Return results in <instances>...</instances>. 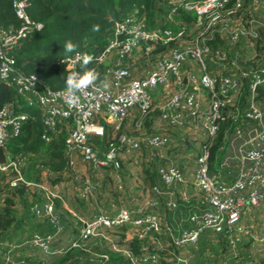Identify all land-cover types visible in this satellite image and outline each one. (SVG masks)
Instances as JSON below:
<instances>
[{"label": "built area", "instance_id": "built-area-1", "mask_svg": "<svg viewBox=\"0 0 264 264\" xmlns=\"http://www.w3.org/2000/svg\"><path fill=\"white\" fill-rule=\"evenodd\" d=\"M244 1L170 0L169 6L172 13L175 12V7L180 9L183 6L186 11L193 13L197 19L207 18L203 26L205 30L210 27L221 28L223 20H216V18L224 17L225 12L221 17L219 16L224 8L225 11L230 13L229 15L234 19V22L244 28L241 19L235 16L237 11L241 12L251 6V0H247L246 4H244ZM229 2L234 3V7H231V9L224 7ZM28 6L27 0H11V10L20 22L19 27L16 29L10 27L7 30L0 28V82L4 83L13 93V98L0 108V148L4 156V163L0 164V180L5 178L7 186L0 193V205L4 204L3 198L5 199L8 196L7 193L18 187H22L24 191L33 188L43 194L41 199L45 201L47 198L55 196L49 189L48 184V181L52 178L51 174L46 168H43L40 162H35L33 167L34 172H37V174L35 173L37 175L36 181H27L24 179L21 169L26 162V156L21 153L11 156L7 149L9 142L19 136L22 126L28 120L33 122L38 114L40 126L38 137L41 143L50 145L61 138V142L64 143L67 149H73L70 148L72 143L84 141L87 133L97 129V126L92 123L97 115H100L106 121H113L119 129L122 126L120 122L126 117V109L132 107L131 110L135 108L134 112L137 113L135 121L131 122L134 127L132 131L139 130L141 119L151 113H157L160 120L169 122L179 128L182 127L184 118H187L192 121V132H195L198 126L201 127L200 131L204 132L205 141L201 144L200 151L197 154L198 157L195 161L197 167L192 171L191 184L194 189L201 192L205 204L197 213H191L187 217L186 221L189 227H186L177 236H174L170 227L164 221L152 215H140L141 210L135 212L120 209L116 214H113L114 216L103 215L100 212L86 221L67 212L68 216L70 215L68 217L69 223L72 226H78V229H75L77 231L76 238L70 241L67 249L73 246L76 247L77 242H79L81 250L86 251L83 245L90 240L89 235H93L95 232L97 235H102L105 228L115 229L129 225L126 234L136 238L137 245H140L143 241L142 248L147 255L148 264L149 259L156 258L154 254L167 252L168 250L173 252H168L171 255L168 258L169 264H188L192 251L200 250V236L202 234L209 232L214 235L229 237L240 219L244 205L256 207L263 198L259 191L264 187V115L256 97L258 87L264 85V62L252 68L240 69L237 73V80L224 76L216 79L203 76L197 82L190 75L189 81L193 88L197 90L200 86L207 92V104L204 109L199 106L194 95L181 86L182 77L179 79L178 72L180 61L183 58L180 53L174 52L176 50L156 65L157 74L154 73L151 76V81L148 84L149 90L156 85H161L163 93H165V97L155 103L152 102L149 94L143 93L142 88L145 84L139 86L136 83H130L121 87L120 82L126 77V72L119 69H107L105 71V74L111 78L113 90H101L94 83L88 89L76 93L79 98L74 99L67 90H49L40 84L35 76L23 74L15 68L12 50L18 47L19 42L26 38L29 33L42 29L41 24L32 23L29 20L27 15ZM138 25L139 17L135 15H129L120 22H114L112 24L113 39L106 43L100 53H86L93 57L91 63L105 67L108 57L121 56L124 52H127L137 36L144 38L152 36L149 31H137ZM251 30L256 33L253 37H250L246 30L242 32L239 28L237 33L243 34L248 40L258 38V42L262 43L264 25L251 28ZM209 37L210 35L206 34L204 38L189 42L184 47L188 48L184 54V56L186 55L185 62L191 59L202 66L208 50L204 40H208ZM214 49H209V52ZM218 51L215 50L213 54ZM78 54L82 55L85 52H75L70 56L59 58L55 61V65L61 67L68 75L70 72H77V68L82 66L81 55ZM259 57L255 53L253 59ZM218 60H222V58ZM223 62H226V60ZM235 65L236 63H231V66ZM155 77H157V80ZM243 88L247 89L249 93V101L247 108L239 112L237 104L233 102L230 105L229 101L231 98H237ZM114 90L117 91L113 93ZM30 110L36 112L35 116L29 113ZM217 122L221 124L234 123L230 133H232L235 140H238L235 159L239 161V164L245 162L251 164L243 173L240 172L231 184H224L217 178L208 175V154L204 145L211 142L217 133ZM242 125L245 126L244 129H242ZM94 133L97 134L98 132ZM167 142L168 139L164 135L139 136L137 134V136H131L120 133L117 147L101 158H96L84 146L78 147L77 150L86 163L93 168L97 167L94 173L110 168L111 179L115 182L116 189H119V176L117 173V168L120 165L119 159L130 156L131 152L139 150L142 146L159 149L165 146ZM71 155H73V150L69 151V168L73 164ZM185 175V172L180 171L170 161L155 168V176L160 183L161 193L167 198L171 196L174 188H178L179 192L183 193V186L186 182ZM250 187L254 189L250 190ZM95 188L90 179L85 180L77 198L79 197L81 201L85 202L87 197L89 198L91 194H94ZM241 192L242 194L247 192V195L244 197ZM168 206L173 207L172 202H169ZM41 209H43L45 217L53 216L48 201L43 204ZM33 212L35 216H38L40 210L34 208ZM57 220L59 221V218L52 219L49 222L53 224L55 229L53 233L55 234L46 236L32 234L22 244L23 247L46 252V249L53 244L55 235L58 236V233H62V227L55 228ZM161 225L164 228L163 234L166 236L163 239L160 238L162 236L160 234ZM237 241V239L232 240L229 244L233 245ZM71 242H74V244ZM0 245L3 246V252L0 248V264H15L13 257L20 246L8 243H0ZM233 256H235L234 252ZM218 264L229 263L220 262Z\"/></svg>", "mask_w": 264, "mask_h": 264}, {"label": "crops", "instance_id": "crops-1", "mask_svg": "<svg viewBox=\"0 0 264 264\" xmlns=\"http://www.w3.org/2000/svg\"><path fill=\"white\" fill-rule=\"evenodd\" d=\"M166 12H167V9L165 8L164 13ZM186 15L195 17V15L192 13H188V14L186 13L183 16H186ZM161 25L164 28L169 27V25L165 22L164 16L161 21L158 19L157 23H155L154 26H161ZM185 43L186 42L177 41L175 42V45L169 46V48L165 47V52L163 54H159V52L163 51L164 48H162V50L158 48V53L155 54L153 57L149 56V58L150 59L155 58L157 60L162 59L164 57L166 58L168 57L170 51L172 52L174 50L176 51L182 50L185 46ZM243 47L245 48V45ZM232 49L233 47L229 49L218 48V50H222L226 52L227 55L232 54L230 56L232 58L239 57L240 52H238L237 49L236 50L234 49L235 51L233 50V52L230 53ZM230 57L228 56V58L226 59L225 66H221V63H216V64H213L212 62L206 63L208 61V57L204 58L202 67L200 66L198 62L193 61L191 59L186 60V62L182 66L183 76H182L181 86L186 91L194 95L199 106L202 109H204L207 104V92L200 86H198V89L195 90L193 86L189 85L188 84L189 76L190 75L206 76L209 79H216L221 76H224V77L231 76L232 79L237 80V73L240 69L238 70L236 66H231L232 59ZM139 59L140 58H136V60L128 61L129 65L136 70L135 73H136L137 80L142 79L146 74V72H142L143 74L139 76L137 74V69L139 68L140 71L144 70L143 66L146 64L144 59L143 61H140ZM239 61L243 62L241 58H239ZM235 69H237V71ZM162 88L163 87L161 85H157L154 88L149 90V95L151 97L152 102L155 103L161 98L165 97V93H163ZM261 91L264 92V87L262 88ZM248 95L249 93L247 89L244 95V88H243L241 94L237 98L234 99V104H237V108L239 112H241L244 108H247L248 101H249ZM257 99H258V102L261 106V109L264 115V107H263L264 97H262L261 99L260 98H257ZM155 115H157V121L155 122L156 125L158 124L160 127H163L165 125L170 128H175L174 130H176L174 132V136H170L166 133H159V132L152 134V135H164V137L168 139V142L165 145L167 146V148L165 149L164 153L174 154L172 150H170V147L177 144L181 148L178 150V153L175 156L177 164L176 163H173V164L182 172L191 169L190 172L186 171V175L184 177L186 182L184 183V186H183V189H184L183 193L179 192L178 188H174L177 190H174L169 198H167L165 195L161 193L160 183L153 172V166L157 163L158 160L155 162H152L154 159L153 151H155V149L157 148H150V147H145V146H142L137 151L131 152L130 156L128 157L124 156V158L119 159L120 165L117 168V173L119 176V185L124 186L128 182V178L130 176L132 180L133 174H129L128 172H125L126 171V169H124L125 166L121 165L124 163L125 159H131L133 160L134 163L136 164L138 163L139 168L142 165L149 163V161L152 162V168H147V165H146L142 169V174L145 177H147L151 181V183L148 186V188H145V190L142 191L144 195L136 196V197H141V200L139 203H137V206H135L132 211L136 212L138 210H141L140 215L148 214V215L154 216L155 218L159 220L164 221L166 225L170 227L174 236H177L179 233L182 232V230L186 229V227H189L186 221L187 217L191 213L192 214L197 213L198 210L202 209L203 204H205L203 200V195L201 194V192L197 189H194L191 184L192 170H195L197 167L195 161L198 157L197 154L200 151V146L205 141V137L203 136L204 135L203 132L200 131L201 129L200 126L197 127L195 132L191 131L192 121H190L187 118H184L183 125L182 127L179 128L175 125L170 124L169 122L160 120L157 113H155ZM182 115H184V113H182ZM135 116H137V113L131 110L127 119L131 118L132 122H134ZM107 125L109 127L106 128V134L114 138L115 134L109 128L110 127L114 128L116 124L108 121ZM124 125H125V121L123 122V126L118 129L119 130L118 134L121 133L122 135L123 134L127 135L126 134L127 126L124 127ZM228 125H229V128H226V129L230 130L231 129L230 127L234 126V123H231ZM129 126L131 125L129 124ZM242 129H244V125H242ZM191 133H194V134H191ZM181 134H183V136H179ZM225 134H226V136H224L225 141L223 143V147L220 149H223V153L226 156L221 160V163L219 164V167L217 168L218 170L216 169L213 172H208V175L210 177L217 178L220 182L224 184H231L236 180L238 174L240 172L243 173L251 164L250 162L239 164V161L235 159L238 140H235L233 138L232 133H230V131ZM185 142H187L186 144V147H188L187 150L182 149V147H184ZM59 151H60L59 152V157H60L61 149ZM36 152L37 153L24 154L27 159L24 165L21 167V169H22V175L25 180H30L32 178L31 172L33 174L34 164L35 162H38L34 160V158L40 154L39 151H36ZM56 159L58 158L55 157L50 163L52 164L54 160ZM73 161L75 164L74 170H69L68 168H65V167L53 169V167H50L48 165L44 166V164H42L43 168H46L50 172V174L53 173L51 175L53 179L51 178L52 181L50 179L48 181V184H49V189H51L52 193L55 196H57V198L52 199L53 202L51 200L52 214L56 218H59L58 215L55 213L56 210L58 212H70L76 215L74 213L76 211L74 210V208L81 205L83 209V205L86 201L83 202L80 200V203L78 205H73L72 200H74V198L75 199L77 198L78 193L85 180L91 179L93 177V180L95 181V183L93 184L96 187L95 190H97L96 193L90 195L88 204H95V202L98 199L97 195L99 194V191L100 190L104 191L105 188L108 187L106 181L110 179V175L107 174L106 170H109L111 172L110 168H106L104 171H98L94 173L93 171H91L90 168H88V166L85 163L82 162L79 155H75L73 158ZM164 163L160 165H163ZM138 166H134L133 168L136 169ZM263 170H264V160H263ZM225 172H229V174L226 173L225 175H223ZM103 177H107L106 181H104ZM50 181H51V184H50ZM249 189L252 190L254 188L250 187ZM259 193L263 196L262 201L259 202L258 206L256 207H250L248 205H244V207L242 208L240 219L238 223L236 224V227L230 233L229 237L227 236L222 237L220 235H214L209 232L204 233L200 236V251L201 250L204 251V253L207 256L205 257L206 260H211L215 258L217 262H227L229 264H234V263L236 264H258L260 261H262V259L264 258V187L259 191ZM23 194H25V192ZM150 194H151V198H150ZM241 195L245 197L247 195V192L245 194H242L241 192ZM27 196L28 195H25V198L22 199V202H20L19 200H13L11 203L12 205H6V203L4 202V198H3L4 204L2 203L0 205V212L2 211L4 207L8 206L10 213L12 217L14 218V221L12 222L10 227L7 229L6 235L4 237H1L3 239L6 238L10 242L11 245H16V246L21 247V245L24 244L32 234L46 235V234H51L55 231L53 224L49 223L50 222L49 218H46L45 216H35L33 212L34 208L41 210L43 204L46 201L44 199H41L40 197V199H38V201L36 202L31 199H28ZM169 202H172L173 207L168 206ZM122 203L124 204L123 206L125 208L124 207H121V208L125 210H129L128 205L131 203V201L128 199L127 202H122ZM68 206L70 209H68ZM93 210H91L90 212H92ZM99 210L101 209L96 208L94 210V213H88V216H90L91 218L95 214L103 212ZM68 217H70V215ZM42 221L48 222V225L43 224ZM160 228H161L160 234L162 235L160 238L163 239L166 237L163 234L164 228L162 225L160 226ZM237 229L240 231L238 232ZM59 235L66 236V235H61V233H59ZM235 239L238 240L237 243L230 245L229 242ZM64 242H68V241H64L61 238L58 239L57 243L55 242L56 245L52 244L53 247H55L54 249L52 248V245H51L50 247L51 250L54 251L61 247H68L70 245L69 243L70 241H69L66 246H61L63 245ZM33 250H36V249L24 248V251H22L19 256L17 255V252H16L14 255V256L17 255L16 256L17 258H15L16 264H55L57 263L55 259L58 258L59 256L49 257L48 255L44 254L43 252L39 250H37L40 252L38 254L36 252L35 253L29 252ZM244 251H246V255L244 254ZM27 252L29 253L27 254ZM233 252L235 253V256H233ZM75 260L77 259L75 258L72 261L69 259V260H66V262H72V263L75 262V264H79V262Z\"/></svg>", "mask_w": 264, "mask_h": 264}, {"label": "trees", "instance_id": "trees-1", "mask_svg": "<svg viewBox=\"0 0 264 264\" xmlns=\"http://www.w3.org/2000/svg\"><path fill=\"white\" fill-rule=\"evenodd\" d=\"M28 8L27 15L32 23H39L42 29L37 32L29 33L26 38L19 42L18 47L12 50V55L15 60V68L26 75H33L38 82L52 91H61L66 89V78L68 74L61 67L55 65V61L62 57L70 56L75 52L85 53H100L106 45V39L110 37L107 32H111L110 27L114 22H120L123 18L129 15L139 17L142 14L145 18L144 31H150L154 28L155 23L162 12L165 15L170 11L166 0H27ZM234 1V0H233ZM162 2L163 5L158 6ZM156 3V4H155ZM247 0L244 1V4ZM234 3L229 2L225 8L234 7ZM166 5V6H164ZM162 8V10H161ZM165 8L167 12L164 13ZM158 9V10H157ZM158 13V14H157ZM240 11L235 13L238 16ZM152 14V15H151ZM188 14V13H187ZM147 15V16H146ZM152 16L149 19V16ZM109 18V20H107ZM196 17L189 15H176L177 21L190 22ZM114 21V22H113ZM20 22L15 18L11 10V0H0V28L9 29L18 28ZM93 25H99L98 32L92 31ZM71 40L78 47L75 52L66 53L63 45L66 41ZM157 51V50H155ZM153 51V53L155 52ZM88 68H95L98 73L101 72L103 66L90 63ZM82 66L77 68V72H83ZM261 85L257 89L259 98L264 97V92ZM262 96V97H261ZM13 98L12 91L0 82V108ZM29 113L35 116L36 112L30 110ZM34 124L28 120L23 126L19 136L11 140L8 144V151L11 156L14 154L37 153L39 151L45 157L46 165L53 169L65 167L67 162L64 156V143L61 138L57 142L50 145H45L39 141L40 126L38 123V114L35 116ZM229 122L221 124L217 122L218 131L211 142L204 146L207 149V164L209 172L215 171L222 160L223 143L227 132L230 130ZM234 126L230 127L233 128ZM35 130V132H33ZM120 135V133H119ZM119 136L112 138L105 133V136L99 141L94 140L93 146L100 155L104 154L112 148ZM91 142V141H90ZM33 143L34 145L32 146ZM61 155L59 157V150ZM51 164L50 162L54 158ZM218 170V169H217ZM154 172V171H153ZM217 173V171H216ZM2 181V180H0ZM18 196H21L24 189L21 187L15 188ZM1 193V189H0ZM7 198V197H6ZM4 199L6 205H12L11 200ZM14 218L12 217L8 206L4 207L0 212V232H5ZM131 251L137 254V243H130ZM200 248V245H199ZM63 257V256H62ZM73 255H67L65 258L57 262L65 264L66 259L71 260ZM216 259L206 260L200 257V250L192 251V256L188 259V264H218ZM163 264V263H161ZM182 264V263H181Z\"/></svg>", "mask_w": 264, "mask_h": 264}, {"label": "rangeland", "instance_id": "rangeland-1", "mask_svg": "<svg viewBox=\"0 0 264 264\" xmlns=\"http://www.w3.org/2000/svg\"><path fill=\"white\" fill-rule=\"evenodd\" d=\"M189 4H191V3H189ZM164 6H166V5H164ZM176 9L177 8L175 7L174 14H176V15L181 16V15H185L186 13H189L188 11H186L183 8V6H181L180 9H177V10ZM229 9H231V7ZM161 10H162V8H161ZM169 10H171V7H169ZM224 12H225L224 17L216 18V20H220V21L223 20V22H221V28L220 29H218L217 27H210L207 30H205L204 27H202V28H200V31H198L191 38L192 40H199L200 38H204L206 34L210 35L208 40H204V41H206L205 46L208 48L207 53L205 55L208 57V61L206 63L221 62V66H225L226 62H223V61H225L228 58V56L230 57L232 54L227 55V53L222 51V50L215 52V54H213V53L215 50H218V48L229 49L231 47H233V49H232V51H230V53H232L234 49L235 50L237 49V51L240 52L239 57H234L236 59L230 57L232 59V62L236 63L235 66L238 70L241 68H252L253 66H255L257 64L264 62V57H263V55H264V45H263L264 38H262V43H260V42H258L259 41L258 38H256L255 40H251V39L248 40L247 38H245L243 36V34L237 33V29L239 28L242 32H243V30H246L250 37H253L254 35H256V33L254 31H252L251 28L253 29L254 27H260V25H264V0H260V1L259 0H251V6L247 9L246 8L243 9L239 13L238 17L241 19V24L245 29L241 28V26H239V24H237V22H234V19H232L231 15H229L230 13L225 11L224 8L219 13V16L221 17V15ZM159 14H161V15L159 16L158 19L161 21L163 18L162 15H164V14L162 12H160ZM151 15L148 17L149 19L152 18ZM107 20H109V18H107ZM247 23H248V25H246ZM161 27H162V25H161ZM110 30H111V32H109V30L107 32L108 35L110 34V37H108L106 39V42L113 39V26L110 27ZM149 34H151V33H149ZM128 37H130V36H128ZM243 44L245 45V48L243 47L244 46ZM211 48H215V49L212 52H209V49H211ZM159 49L162 50L161 47ZM187 49L188 48H184L182 50L174 51L176 53H180L182 58H183L179 64V66H180V70L178 72L179 79H181V77L183 76L182 66L185 63L186 55L184 56V54L187 51ZM157 52H158V49H157V51L154 52V54H151L149 56L153 57L155 55V53H157ZM253 52L257 53L258 56H260V57L257 59H253L255 56V53H253ZM219 58H222V60H218ZM239 58H241L243 60V62L239 61ZM139 60L143 61L142 58H140ZM147 66L148 65L145 64L143 66L144 70H141V71L139 70V68L137 69L138 76L143 74L142 72H146L147 69H149V67L146 68ZM202 66H203V62H202ZM145 68H146V70H145ZM237 69H235V70L237 71ZM154 73L157 74L156 66L153 67V69L151 71V76ZM100 75L101 74L99 73V78L95 83L97 86L99 84L101 87L106 89L110 85V82H109L107 77H104V75H102L100 77ZM191 77L195 81L199 82L203 76L191 75ZM230 77H228V78H230ZM155 79L157 80V77H155ZM173 83L175 84L176 81ZM188 84L191 85L190 81H188ZM172 90H174V89H172ZM157 92H159V91H157ZM245 93H246V89L244 88V95H245ZM150 94H151V92H150ZM256 98H259L258 93H257ZM233 102H234V99L231 98L229 101L230 105ZM263 107H264V102H263ZM134 110H135V108L133 109V112H134ZM156 121H157V115H155V113L149 114L146 117L141 119L140 129L137 131H132V129H134V127L131 125L132 119L128 118L127 120H125V125H124V127L127 126L126 127L127 128L126 134L131 135V136H137V134H139V136H148L149 134L159 132V133H166L170 136H174V132L176 131V130H174L175 128H170V127H167L165 125L163 127H160L158 124L157 125L155 124ZM35 122H36V118H34L32 123L34 124ZM129 124L131 126H129ZM34 126H36V125L34 124ZM122 126H123V123H122ZM244 128H245V126H244ZM109 129L112 130V132L115 134V136H119L117 125H115L114 128L110 127ZM33 132H35V130ZM191 134H194V133H191ZM203 134H204V132H203ZM179 136H183V134H181ZM30 144H32V146L34 145L33 143H30ZM186 144H187V142H185L184 147H182L183 150L188 149V147H186ZM166 148H167V146L162 147L160 149H157L155 151L152 150L154 153V155H153L154 159L152 162H155L158 160L157 163L153 166L154 174H155V168L164 162L171 161L172 163L177 164L175 156L181 147L178 146L177 144L170 147V150H172V152L174 154L164 153ZM225 156L226 155H224V153H223L222 159ZM43 157H45V156L42 153H40L37 157L34 158V160H36V161L40 162V164H44V166H46V162L44 161ZM28 161H30V160H28ZM152 162L149 161V163H146L139 168L138 163L136 164L133 162V160L126 159L124 161V163L121 165L125 166L124 167V169H126L125 172H128L129 174H133L132 180H131V176H130L128 178V182L124 186H120L119 189H116L115 182L111 179V172L109 170H106L107 174L110 175V179H108L106 181L107 177H103V178H104V181H106L108 187L105 188L104 191H101V190L99 191V194L97 195L98 199L95 202V204H88L89 198L87 197L86 202L83 205V209L80 205V206L74 208V210H76L75 212L74 211H72V212H74L76 215H78L84 221H86L90 218V216H88V213H94V210L96 208L101 209L99 211H103V212H101L103 215L107 214L108 216H114L113 214L114 213L116 214V212L118 210H120V209L125 210V209L121 208V207H124L123 206L124 204L122 202H127L128 199L131 201V203L128 205V208H129V210H133V208L135 206H137V203H139L141 200V197H136V196L137 195H139V196L144 195V193L142 191L145 190V188H148V186L151 183V181L142 174V169L146 165H147V168H152ZM134 166H138V167L136 169H134L133 168ZM20 171H21V169H20ZM186 171L190 172L191 169L186 170ZM186 171H184V172L186 173ZM35 173L37 174V172H35ZM35 173L33 172V174H32V172H31L32 178L30 180H27V181H36L37 175ZM226 173L229 174V172H225L223 175H225ZM52 179H53V177H52ZM52 179H51V181H52ZM51 181H50V184H51ZM90 181L92 183H95V181L93 180V177L90 179ZM0 185L2 187L1 191L3 192V190L5 188H7L6 183H5V178H3L2 182H0ZM174 190H177V189H174ZM24 192H25V194H23L21 196H18L15 192H8L7 193L8 196L6 199L11 200V203L13 200H19L20 202H22V199L25 198V195H28L27 196L28 199H31V200L37 202L38 199H40V197H43L42 193L34 190L33 188L27 189V191H24ZM96 192H97V190H95L94 193H96ZM150 198H151V194H150ZM79 203H80L79 197L76 199L74 198V200H72L73 205H78ZM54 205H55V203H54ZM68 209H70L69 206H68ZM91 210H93V211L90 212ZM55 213L59 217V221L57 220L55 222V228L59 229L62 227L61 235H66V236L55 235V238L53 240V245H56L57 240L60 238L63 239L64 241H68V242L73 241L76 238V234H77L76 232L77 231L75 229H78V226H72L69 223L67 212H58L56 210ZM42 223L48 225V222H46V221H42ZM128 226H123V227L115 228V229H106L105 228L102 231L103 232L102 235H97V233L95 232L93 235H89L90 240L85 242V244L83 245L84 248L86 249V251L81 250V248H80L81 244L79 242H77L76 247L73 246L72 248H69L68 250L66 248L67 251L66 252L64 251L63 254L59 255V257L56 258L55 261L57 262L58 259L61 260L62 258H65L66 254L67 255L72 254L73 258L71 259V261L76 258L77 260H75V261H78L79 264H148L147 255L143 252L144 250L142 248L143 241L140 245L137 246V254H134V251H131L130 243L137 241V240H136V238L132 237L131 235L126 234ZM6 233H7V230L4 232V236L6 235ZM51 234H55V233H51ZM46 235H48V234H46ZM46 235H41V236H46ZM92 239H94V240H92ZM68 242H64L63 245H61V246H66L68 244ZM0 243L1 244H3V243L10 244V242L6 238H4V239L0 238ZM71 243L74 244V242H71ZM53 245H52V248L54 249L55 247H53ZM22 246L19 248V250L17 249L18 250L17 251L18 256L20 255V253L22 251H24V248ZM0 248H1V251L3 252V246H1ZM61 248L63 249L64 247H61ZM241 250H242V248H241ZM29 252H33V253L36 252L37 254L40 253L37 250H33V251H29ZM29 252H27V254ZM168 252H171V250H168L167 252L154 254V257H156V258L149 259V264H161V263L169 264L170 261L168 258H170L171 255ZM171 253H173V252H171ZM244 254L246 255V251H244ZM46 255H48V254H46ZM16 256L13 257L14 261H15V258H17ZM48 256L49 257H57V256H50V255H48ZM200 257H202V258L207 257L203 250L200 251ZM254 258H253V260H254ZM68 263L75 264V262L74 263L65 262V264H68ZM55 264H64V263L63 262H57ZM234 264H236V263H234ZM258 264H264V258Z\"/></svg>", "mask_w": 264, "mask_h": 264}, {"label": "bare ground", "instance_id": "bare-ground-1", "mask_svg": "<svg viewBox=\"0 0 264 264\" xmlns=\"http://www.w3.org/2000/svg\"><path fill=\"white\" fill-rule=\"evenodd\" d=\"M169 2L170 0H166V3L169 6ZM163 5L162 2H160L158 4V6ZM176 16V14L172 13L171 11H169L166 16H165V22L169 25V27L164 28L161 26H155L154 28H152L149 32H151L150 37L148 38H144V37H140L137 36L134 41H133V45L129 46L128 51L124 52L121 56H111L108 57L106 62H105V67L102 68L101 70V75H104V77H107L110 85L105 89L103 87H101L98 84V87L101 90H113V86H112V82H111V78L105 74V71L107 69L110 70H115V69H119L122 71L126 72V77L120 82V86L124 87L130 83H136L139 86H141L142 84H145L144 87L142 88L143 93H145L146 95L149 94V87L148 84L151 81V71L153 69V67H155L162 59H155V58H149V55L154 54L153 51H155L158 48H164L163 51H160L159 54H163L165 52V47L172 46L175 45V42L179 41V42H186L185 45H187L189 42L195 41L192 40L191 38L198 32L200 31V28H202L205 24V22L207 21V18L204 19H197L195 18L194 20L190 21V22H185V21H177L174 19V17ZM146 18L140 14L139 15V25L137 26V31L139 30H143L144 31V26L145 24ZM155 31V32H154ZM158 53V52H157ZM155 53V54H157ZM172 52L170 51L169 55ZM168 55V56H169ZM136 58H142L144 59V61L146 62V64L148 65L146 68L149 67V69H147L145 76L140 79L137 80L136 79V73H135V69L132 68L128 61L129 60H136ZM117 90H114L113 93H115ZM131 108L129 107L128 109H126V117L122 120V122H120V124H122L125 119L128 117L129 113L131 112ZM109 122H113V121H109ZM94 125L97 126V129L93 132H89L86 135V139L82 142H75L72 143L70 145V148L73 149H67L64 145V156L67 162V168L69 170H74L75 169V164L73 161V164L71 166V168H69L68 166V156H69V151L73 150V155H71L72 158H74L75 155H79L82 162L85 163L88 168L91 169V171L95 172L97 167H92L90 164L86 163L83 160V157L81 155V153L78 152V147L80 146H84L86 148L89 149V151L96 157V158H101L102 156H105L106 154H108L109 152L113 151L119 142V138L117 139L116 144L110 148L109 150H107V152H105L104 154L100 155L98 153V151L94 148L93 146V141L94 140H101L106 133V128L108 127L107 123L108 120L106 121L103 117H101L100 115H97L92 122ZM114 123V122H113ZM98 132L97 134H95L94 132ZM91 141V142H90ZM57 198V196H53V197H49L46 199V201H48V203L51 206L52 209V199ZM52 200V202H51ZM38 216H45L43 209L40 210V213L38 214ZM47 218V217H46ZM50 221H52V219H57L54 215L49 217ZM59 235V233H58ZM69 247V246H68ZM67 247L59 248L57 250H51V248L46 249V252H43L42 250H39L45 254H48L50 256H59L61 254L64 253V251L66 252ZM15 262V261H14ZM16 264V262H15Z\"/></svg>", "mask_w": 264, "mask_h": 264}, {"label": "clouds", "instance_id": "clouds-1", "mask_svg": "<svg viewBox=\"0 0 264 264\" xmlns=\"http://www.w3.org/2000/svg\"><path fill=\"white\" fill-rule=\"evenodd\" d=\"M99 30H100L99 25H93L92 31L98 32ZM77 47L78 45L73 43L71 40L66 41L65 44L63 45V49L66 53L75 52ZM81 60H82V68L84 69L83 72H76V71L70 72V74L66 78V89L74 99L79 98L76 96V93L88 89L99 78V73L95 68L87 67L92 62L93 57L85 53L81 55ZM231 131L232 128L230 132Z\"/></svg>", "mask_w": 264, "mask_h": 264}, {"label": "water", "instance_id": "water-1", "mask_svg": "<svg viewBox=\"0 0 264 264\" xmlns=\"http://www.w3.org/2000/svg\"><path fill=\"white\" fill-rule=\"evenodd\" d=\"M4 163V156L2 154V150L0 148V164ZM4 236V232H0V238Z\"/></svg>", "mask_w": 264, "mask_h": 264}]
</instances>
